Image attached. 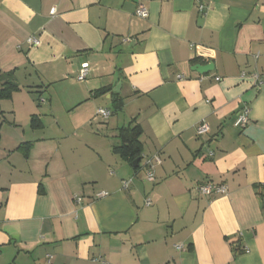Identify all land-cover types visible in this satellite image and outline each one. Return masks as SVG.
<instances>
[{
  "label": "crops",
  "instance_id": "0c3cea01",
  "mask_svg": "<svg viewBox=\"0 0 264 264\" xmlns=\"http://www.w3.org/2000/svg\"><path fill=\"white\" fill-rule=\"evenodd\" d=\"M0 71V264H264V0H0ZM130 124L138 167L112 149Z\"/></svg>",
  "mask_w": 264,
  "mask_h": 264
},
{
  "label": "built area",
  "instance_id": "2783aa9c",
  "mask_svg": "<svg viewBox=\"0 0 264 264\" xmlns=\"http://www.w3.org/2000/svg\"><path fill=\"white\" fill-rule=\"evenodd\" d=\"M210 1L211 0H194V3L196 5L198 12L201 14L205 13L206 10L208 9V4L210 3ZM54 14H55V9H52L50 11V15L53 16ZM134 15L137 18L145 19L148 16V12L144 6L139 5L135 10ZM130 41H131L130 39L123 40L124 43H128ZM28 42L31 46H34V47L38 46L39 44L36 38H30ZM87 75H88V65L82 64L76 76V80L78 82H84ZM241 77L251 78L252 81L254 82L255 87H259L262 84V79L257 72H252L250 74H246L243 72L241 73ZM178 79H181V77H178ZM214 80L219 81V78H215ZM249 112L250 110L247 106H244L243 108H241V110L239 111V113H237L233 121V124H232L233 127L244 128L248 123ZM95 115L102 120H107L111 116V111L108 109H97ZM208 131L209 130H208L207 125L203 122L195 126V135L197 137L205 136L208 133ZM159 165H161V159L158 155H154L151 158L145 159V177H146L147 182H150V183L154 182V170H155V167ZM129 182L130 181L122 182V190H126L128 188ZM196 190H197V193L203 197H210L214 195H225L227 193V188L225 186L216 185L211 182H205V183L199 184ZM106 195L107 193L102 192L98 195V198L105 197ZM75 202L77 204H80L81 198L75 197ZM146 205H149V202H146ZM175 248L177 251H181L183 249V246L176 245Z\"/></svg>",
  "mask_w": 264,
  "mask_h": 264
},
{
  "label": "trees",
  "instance_id": "16d2710c",
  "mask_svg": "<svg viewBox=\"0 0 264 264\" xmlns=\"http://www.w3.org/2000/svg\"><path fill=\"white\" fill-rule=\"evenodd\" d=\"M192 63H195L192 61ZM18 90V85L13 79L12 73H2L0 71V99H10L12 94ZM107 92L106 89L98 91L99 95H103ZM121 102H117L114 107V112L119 110ZM113 111H111V115ZM34 121V120H33ZM142 135V129L138 124H130L126 127H122L117 131L118 143L113 146V152L118 155L123 161H126L132 166L138 167L141 160V143L140 137ZM261 212L264 216V196H261Z\"/></svg>",
  "mask_w": 264,
  "mask_h": 264
},
{
  "label": "water",
  "instance_id": "95a60500",
  "mask_svg": "<svg viewBox=\"0 0 264 264\" xmlns=\"http://www.w3.org/2000/svg\"><path fill=\"white\" fill-rule=\"evenodd\" d=\"M212 69V64L209 63L208 65L201 66V65H195L192 70L199 73V74H205Z\"/></svg>",
  "mask_w": 264,
  "mask_h": 264
},
{
  "label": "rangeland",
  "instance_id": "374dc122",
  "mask_svg": "<svg viewBox=\"0 0 264 264\" xmlns=\"http://www.w3.org/2000/svg\"><path fill=\"white\" fill-rule=\"evenodd\" d=\"M104 102H106L105 105L107 106V105H108V101H104ZM101 120H102V119H101Z\"/></svg>",
  "mask_w": 264,
  "mask_h": 264
}]
</instances>
